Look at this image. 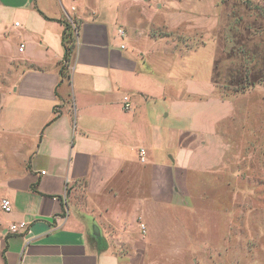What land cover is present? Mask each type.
Returning a JSON list of instances; mask_svg holds the SVG:
<instances>
[{
	"label": "crops",
	"instance_id": "0c3cea01",
	"mask_svg": "<svg viewBox=\"0 0 264 264\" xmlns=\"http://www.w3.org/2000/svg\"><path fill=\"white\" fill-rule=\"evenodd\" d=\"M117 1L0 0V59L8 67L1 93L8 92L23 128L10 152L15 174L0 188L12 205L1 217L0 264H123L114 240L134 237L136 218L147 222L151 208L183 206L192 173L209 162L210 130L221 142L216 118L200 115L190 124V102L171 101L159 74L168 77L172 61L194 49L169 51L166 38L147 29L129 34ZM72 18L79 21L75 44L61 71L57 20ZM3 110L0 100V116ZM20 221L26 229L10 232Z\"/></svg>",
	"mask_w": 264,
	"mask_h": 264
},
{
	"label": "rangeland",
	"instance_id": "374dc122",
	"mask_svg": "<svg viewBox=\"0 0 264 264\" xmlns=\"http://www.w3.org/2000/svg\"><path fill=\"white\" fill-rule=\"evenodd\" d=\"M116 7L128 17L129 34L134 27L147 29L150 37L166 38L169 51L194 49L188 58L172 61L168 77L159 74L170 83L171 101L179 96L190 102L185 108L193 112L190 124L200 115L216 118L221 139L214 143L210 130L212 143L204 157L209 162L204 171L192 173L191 195L183 206L151 208L147 222L136 218L135 238L114 240L121 245L122 263L135 253L131 264H264V0H122ZM72 34L75 39L73 28ZM5 63L0 59V129L5 132L0 188L18 164L10 154L13 135L23 134L15 105L7 91L1 93L8 85ZM244 78L247 87L239 89ZM74 198L83 202L81 192ZM129 243L138 245L137 252Z\"/></svg>",
	"mask_w": 264,
	"mask_h": 264
},
{
	"label": "trees",
	"instance_id": "16d2710c",
	"mask_svg": "<svg viewBox=\"0 0 264 264\" xmlns=\"http://www.w3.org/2000/svg\"><path fill=\"white\" fill-rule=\"evenodd\" d=\"M38 12L45 18H47L45 15H43V13L38 10ZM57 21L61 22L63 24V31L61 34V45L63 47V56H62V66H61V71L68 65L69 60H70V56L71 53L73 51L74 48V44H75V39L73 37L72 34V26L71 24L67 21V20H63V19H58ZM262 77V76H260ZM248 78V77H247ZM244 78L243 80H238V88L239 89H245L247 86L244 84L245 82L247 83L248 79ZM258 80V79H255ZM254 82H250V85H253L255 83Z\"/></svg>",
	"mask_w": 264,
	"mask_h": 264
},
{
	"label": "built area",
	"instance_id": "2783aa9c",
	"mask_svg": "<svg viewBox=\"0 0 264 264\" xmlns=\"http://www.w3.org/2000/svg\"><path fill=\"white\" fill-rule=\"evenodd\" d=\"M72 9H73V7H72ZM70 24H71V26L73 28V32L76 34V32H77L76 25L73 24L72 21H70ZM15 25H18V23L16 22ZM117 33H118L119 36H123L125 32H124V30L122 28H119L117 30ZM22 47H23V45H20V47H19L20 51L22 50ZM123 47L124 46L121 45V48H123ZM123 99H124L123 107L125 109H127L129 107V103H128L127 97H124ZM140 151H141V153H144L142 149ZM141 160H143V159L141 158ZM11 209H12V205H11L10 199L8 197H6V196H0V210L3 213H9L11 211ZM139 226L141 228V231L144 232L145 231L144 225L143 224H139ZM26 227H27V223L25 221H20V222H17V223L9 224L8 229L12 233H20L23 230H25Z\"/></svg>",
	"mask_w": 264,
	"mask_h": 264
}]
</instances>
